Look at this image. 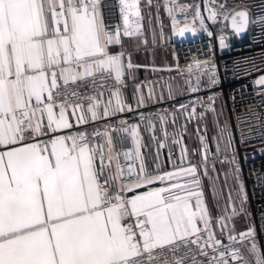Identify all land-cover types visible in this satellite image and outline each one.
Here are the masks:
<instances>
[{
  "label": "snow or ice",
  "instance_id": "snow-or-ice-1",
  "mask_svg": "<svg viewBox=\"0 0 264 264\" xmlns=\"http://www.w3.org/2000/svg\"><path fill=\"white\" fill-rule=\"evenodd\" d=\"M152 3L145 0L148 7ZM102 4L103 0H0V264H205L197 259L193 245L207 258V264H264L254 227L238 235L230 231L228 245L216 238L197 165L189 163L160 173L161 150L170 136L169 116L173 125L177 112L186 121L203 119L205 113L197 117L196 112V104L203 105V101H191L190 110L188 104L180 103L173 111L164 109L158 115L163 139L158 142L151 171L141 151L145 145L138 124L125 127L127 121L120 120L119 127L106 124L103 131L97 128L91 133L82 127L133 111L123 98L122 87H126L125 75L135 79L131 69L140 66L132 63L131 53H111L109 48L122 46L121 36L144 35L141 0H117L122 24H116L114 31L105 22ZM164 7L175 35L195 31L188 24L177 28L180 21L174 15L177 7L184 12L191 6L165 0ZM216 16L217 12L210 10L209 19L215 21ZM195 19L203 26L198 6ZM231 21L237 34L245 31L248 12H234ZM260 22L264 23V17ZM220 46L227 47L223 38ZM107 73L114 74L116 87L110 89L106 102L100 99L102 92L80 91L89 83L96 85L98 74L103 87ZM215 75L213 71V85L218 83ZM255 83L264 85V76ZM185 84L190 93L201 90L199 76L195 85L190 78ZM167 88L168 98L175 99L172 84ZM153 95L150 89L149 99ZM136 99L139 106L144 105L143 95ZM214 103L209 97L205 112L215 113ZM140 119H145L143 114ZM155 128L149 118L147 130L154 142L158 141ZM185 131L186 125H182L179 133H172L171 143L182 144ZM224 131L220 130L221 139ZM112 133L130 136L134 154L132 149L116 152ZM199 139L201 167L208 177L209 149L206 137ZM226 147L235 151L231 133ZM187 151L181 147V164ZM121 156L135 163L125 167ZM171 156L169 149V160ZM230 162L236 164L235 155ZM212 168L215 171L214 164ZM235 178L239 182L238 165ZM156 184L161 186L154 187ZM239 186L243 194V184ZM210 191L216 199L219 193L214 183ZM228 199L231 204V193ZM246 200L242 195L241 213ZM237 214L232 205L231 215L217 218L221 232ZM132 220L134 225L129 222ZM249 239L246 253L233 246H244ZM158 248L167 249L171 259L168 254L154 255ZM182 249L185 251L179 254ZM141 256L147 259L141 260Z\"/></svg>",
  "mask_w": 264,
  "mask_h": 264
},
{
  "label": "built area",
  "instance_id": "built-area-1",
  "mask_svg": "<svg viewBox=\"0 0 264 264\" xmlns=\"http://www.w3.org/2000/svg\"><path fill=\"white\" fill-rule=\"evenodd\" d=\"M165 0H161L160 5L164 7ZM177 6H191L185 7L184 12L177 10L174 12L176 18L180 21L179 24L183 27L185 24L189 25V28H194L195 31H186L183 36H179L174 41L175 50V63L172 66L163 67L160 69H166L163 71H157L152 75L142 78L129 79L127 75L124 77L126 87H122L123 90H129L131 93L130 105L133 111L129 112L125 110L122 113H118L107 119H101L96 122H91L82 127L91 133L94 129H101L106 124H110L113 127H119L120 120H126L125 127L133 124H138L139 127L145 129L147 136L149 151L151 154V160L148 162L149 170L154 169V158L159 140L163 139L161 132L160 121L158 115L167 109L169 112L174 110V106L185 103L189 105V110L192 107L191 101L200 100L203 101V105L196 104L197 117L204 112L203 119H193L186 121L184 115L177 112V120L175 125L171 122L169 116V122L167 124V131L169 132V140L164 151L167 155L169 149L171 150V160L167 159L166 162H161L160 173L168 171L172 168H179L181 166L187 167L189 163L197 165L201 181L203 182V168L202 158L197 159L195 156L192 145L187 141L188 134L195 132V122H198L199 137L205 136L207 141L208 152V167L212 168L214 164L221 161H231L233 155L236 158V164H232L233 174L236 177V167L239 166V182L236 180L237 193L240 201H242V195H246L247 200L243 203L244 215L248 221L246 229L232 232V234L238 235L240 232H244L250 227H254L255 236L254 239L262 253H264V85H257L255 81L264 76V23L260 22L261 17H264V0H176ZM224 4L222 9L220 5ZM117 0H103V9L105 12L106 24L114 26L116 24H122ZM197 6L201 17L204 21L203 26L200 24L199 19H195ZM238 9H247L250 15L249 30L243 39L238 40L235 34L229 29V18L234 11ZM210 10H215L217 16L215 21L209 19ZM141 11L144 17L142 24L144 35L146 33V16L145 10L141 0ZM166 11V10H165ZM167 13V12H166ZM168 15V13H167ZM225 15L229 18L225 19ZM169 17V15H168ZM170 18V17H169ZM171 19V18H170ZM197 22L198 28L192 27L191 22ZM221 24L222 28L218 30L216 25ZM211 33V35H209ZM143 35V36H144ZM223 38L227 47L221 48L220 39ZM132 39L130 37L121 36V40ZM197 64L200 66L197 67ZM191 66V72L188 71ZM214 66V67H213ZM170 69V70H167ZM215 71V78L218 83L211 84L210 78L212 72ZM113 73H107L103 83V87H100L101 80L99 74L97 75L96 85H89L85 88H81L80 91H87L89 94L108 93L110 89H114L115 83L113 79ZM200 77L201 90L195 93H190L185 85L183 91L176 95L175 99L155 100L153 97L149 99V90L153 92L154 84L165 85L170 82L182 79L186 81L191 79L193 85L196 84V77ZM140 85V88H144L147 100L143 106L137 104V99L140 92H136V86ZM75 87V86H70ZM209 97H213L215 100L214 107L222 101L226 107L227 115L229 118V125L227 129V136L231 133L234 140V149H229V152L223 155H218L212 148L210 138V128L207 121V114L211 111L205 112V109L209 106ZM106 102V101H105ZM87 101H85V106ZM143 114L145 119L141 121L140 115ZM167 115V113H165ZM151 120L155 124V135L158 137V141L152 140V133L147 130L148 120ZM186 125V131L183 133L182 144H173L172 133H179L181 126ZM206 128V131H205ZM113 141L115 145V151L122 153L130 149L133 150L131 137L123 135L121 137L118 133H112ZM121 138L123 143H121ZM179 139V135L176 136ZM97 141L101 138L97 137ZM243 141V142H241ZM153 142V144H151ZM184 146L187 148V157L183 164L180 160V149ZM121 163L127 167L128 164L135 163L134 160L125 161L121 156ZM240 184H243V194L240 191ZM138 231V230H137ZM195 237H193L194 239ZM206 238V236H205ZM217 238V237H216ZM222 241L223 245H228L227 235L217 238ZM251 239L244 242V246L239 243L233 245L238 247L241 251L246 253V247H250ZM193 250L197 252V259L205 261L207 264V258L200 256L195 246H192ZM221 250H224L223 248ZM184 249L181 250L183 254ZM210 255L212 254L209 249ZM168 254L171 259V254L167 253V249H156L154 255L163 256ZM178 254V255H179ZM141 260H146V256H141ZM190 264V261L186 262Z\"/></svg>",
  "mask_w": 264,
  "mask_h": 264
},
{
  "label": "crops",
  "instance_id": "crops-1",
  "mask_svg": "<svg viewBox=\"0 0 264 264\" xmlns=\"http://www.w3.org/2000/svg\"><path fill=\"white\" fill-rule=\"evenodd\" d=\"M161 0H153L152 6L148 7L145 4V0H142V4L145 10V16H146V31L144 36L132 38V39H124L122 40V46L120 45H113L110 46L109 51L111 53H118L120 51H124L126 54L131 53V60L134 65H139L140 67H135L131 69L132 74L135 78H142L147 77L149 75L154 74L151 69L153 67L160 69L163 67L172 66L175 63V50H174V41L177 39L180 35L173 36V28H169L168 25L171 26L172 21L168 17L166 11L161 8L163 11V14L157 15L156 12V6H160ZM161 7V6H160ZM102 11L104 13L105 18V12L102 6ZM164 17L165 20L162 19ZM106 22V18H105ZM192 27L198 28L197 22H191L190 24ZM151 26V27H150ZM179 28L182 27L181 24L178 25ZM162 32V36H161ZM143 40H147V44L142 43ZM125 60H127V55L125 57ZM128 70L126 69V72ZM157 72V71H156ZM173 87V92L175 95H179L184 87H185V81L182 79H178L176 81L170 82ZM169 84V83H168ZM160 85V84H154L153 86V97L155 100L161 101L160 97L163 95V99H168V88L167 85ZM123 98L126 101V104H130L131 102V93L129 90H123L122 91ZM111 95V92L103 93V96L100 97L102 101H107ZM140 95H143L144 102L147 100V95L144 90V88H140ZM115 103L113 98V104ZM103 110V104L101 105V112ZM210 113L207 114V120L209 122ZM198 128V122H195V132L197 133ZM139 132L142 137V143L145 145L141 149L142 153L144 154L147 162H150L151 160V154L149 151V144H148V138L145 133V129L143 127H139ZM193 133V134H194ZM193 134H188L187 141L191 142V136ZM210 138H211V145L213 150L216 152L214 140H213V134L210 127ZM153 144V142H151ZM195 156L197 159L202 158V145L199 141L198 145H195L193 143L192 145ZM229 152V149L227 150V153ZM217 153V152H216ZM218 154V153H217ZM219 155V154H218ZM167 155L164 151V149L161 150V162L167 161ZM218 166L215 167V171L211 170L209 172L208 177L204 176L203 181L205 182V198L207 200L209 209L211 211V215L213 217L212 221V230L215 232V235L217 238L224 237L229 234V232H236L239 230L246 229L248 226V221L244 215V213L240 212V201L237 193V184L236 180L233 174L232 164L229 161L225 162H219L217 163ZM216 164V165H217ZM176 168H172L168 171H173ZM165 171V172H168ZM163 173V172H162ZM161 173V174H162ZM225 173H227V179H225ZM183 182V181H181ZM215 184V187L219 193L216 199H213L211 191H210V185ZM203 185V182H202ZM161 186L160 184L154 185V187ZM145 189H140L138 191H144ZM229 193H231L232 201L231 204L229 203ZM128 195H132V193H129ZM232 205L235 206L237 209V215L233 216L230 221L227 222V228L221 232L220 225L217 223V218L221 216L231 215V207ZM227 208V212L225 209ZM133 223L134 220L129 221Z\"/></svg>",
  "mask_w": 264,
  "mask_h": 264
},
{
  "label": "rangeland",
  "instance_id": "rangeland-1",
  "mask_svg": "<svg viewBox=\"0 0 264 264\" xmlns=\"http://www.w3.org/2000/svg\"><path fill=\"white\" fill-rule=\"evenodd\" d=\"M160 6H159L158 10H157V6L155 7L157 15L163 14L164 10H162L161 9L162 6L161 7ZM162 19L165 20L164 17H162ZM168 27L169 28L171 27V29H172V24H171V26L168 25ZM177 28H179V26H177ZM216 28L218 30H220L222 28V25L218 24V25H216ZM146 33H147V31H146ZM173 36H174V33H173ZM208 119H209V123L211 124V131H212V134H213V140H214V145H215L216 152H217V143L219 142L220 151L217 152V153L219 155L226 154L227 150H228L226 145H227V140H228L227 129H228V125H229V118H228V115H227L226 107H225V105H224V103L222 101H220L218 103L215 113H213V112L210 113ZM217 121L219 122V124H217ZM221 129L225 130L224 131V135H223V139H221L220 135H219ZM191 137H192L191 138V142L192 143H190V144L193 145V143H194L195 145H198L199 141H200L199 135L197 133H194ZM216 166H218V164ZM211 170H213V168H209L208 167V173ZM204 183L205 182L203 181V187L205 188Z\"/></svg>",
  "mask_w": 264,
  "mask_h": 264
},
{
  "label": "water",
  "instance_id": "water-1",
  "mask_svg": "<svg viewBox=\"0 0 264 264\" xmlns=\"http://www.w3.org/2000/svg\"><path fill=\"white\" fill-rule=\"evenodd\" d=\"M241 10H245V11L248 12L247 9H238V10H236V11H241ZM236 11H234V12H236ZM234 12H233V13H234ZM228 24H229V28H230V30L235 34L236 38H237L238 40L243 39V38L246 36V34H247L248 30H249V24H250V15H249V12H248V24H247V28H246L245 31H243V32H241V33H239V34H237L236 31H235V30L233 29V27H232L231 17L229 18V23H228Z\"/></svg>",
  "mask_w": 264,
  "mask_h": 264
},
{
  "label": "trees",
  "instance_id": "trees-1",
  "mask_svg": "<svg viewBox=\"0 0 264 264\" xmlns=\"http://www.w3.org/2000/svg\"><path fill=\"white\" fill-rule=\"evenodd\" d=\"M208 124H209V128L211 127V124L208 122Z\"/></svg>",
  "mask_w": 264,
  "mask_h": 264
}]
</instances>
